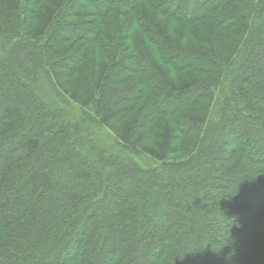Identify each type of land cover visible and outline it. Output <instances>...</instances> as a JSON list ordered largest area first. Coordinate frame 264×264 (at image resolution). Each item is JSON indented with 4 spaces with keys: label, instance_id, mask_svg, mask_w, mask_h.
<instances>
[{
    "label": "trees",
    "instance_id": "1",
    "mask_svg": "<svg viewBox=\"0 0 264 264\" xmlns=\"http://www.w3.org/2000/svg\"><path fill=\"white\" fill-rule=\"evenodd\" d=\"M0 42V264H264V0H0Z\"/></svg>",
    "mask_w": 264,
    "mask_h": 264
},
{
    "label": "rangeland",
    "instance_id": "2",
    "mask_svg": "<svg viewBox=\"0 0 264 264\" xmlns=\"http://www.w3.org/2000/svg\"><path fill=\"white\" fill-rule=\"evenodd\" d=\"M94 9L96 10L97 9V5H94ZM198 31H199V33L200 34H205V28H204V25L203 26H200V27H198ZM66 35H68V33H66ZM101 39L102 40H104V41H106V40H108L105 36H101ZM196 46H198V47H200V48H205L206 47V45H201V46H199V45H196ZM155 47H156V50H158V47H157V45H155ZM3 48V49H2ZM0 50H2L3 51V53H4V44L2 43V42H0ZM96 56L94 55V59L95 60H101V61H105L106 60V57H105V53L102 51V50H97L96 49ZM93 60V59H92ZM91 61H87V63H86V68H87V70H89V63H90ZM189 69L190 70H192L193 69V67L192 66H190L189 67ZM173 75H174V73H173ZM209 75H211V74H209ZM205 77H208L207 76V74H205V73H201V78H205ZM41 85H42V91L45 93V95L47 96V97H49L51 100L52 99H55L54 101H55V103L54 104H56L57 106H61L62 107V109H63V111H65L66 110V120L68 121L69 119H71L70 117H72V119H74V121H76V120H79V122L78 123H80L81 124V122L83 123L84 122V124H86V122L83 120V118H81V115H80V108L78 107V106H76V105H74L73 103H71L70 101H67L66 100V102H65V98H58L57 96H55V94L53 93V91L49 88V85L47 84V82H45V81H43V82H41ZM223 85V83L221 84V86ZM216 103H218V98L216 99V101H215V105H214V107H213V109H215L216 108ZM202 105H203V102H200L199 103V106L198 105H195V106H188V107H185V108H182V110L184 111H195V110H197L198 108L200 109L201 107H202ZM69 117V118H68ZM71 119V120H72ZM73 121V120H72ZM73 121V122H74ZM73 128V130L75 131V130H77V131H82V129L83 128H81V127H79V126H75V125H71ZM83 130H85V131H90V133L92 134V138L95 140V141H97L98 143H103V144H105L104 142H105V139L108 141V142H111V141H113L114 140V134L112 133V131H110V130H108V129H105V128H103V127H100V126H93V125H90V127L89 126H87V128H84ZM86 132V133H87ZM87 134H89V132L87 133ZM194 134V132H191L188 136H184V137H182V139H181V148L184 150V148L186 147V145L188 144V142H189V140H190V138H191V136ZM89 137H90V135H89ZM126 152V154H128L130 157H132L135 161H137L141 166H144V165H146V164H149V163H152V161L151 160H149L147 157H145L144 155H136L133 151H125ZM186 152H179V153H177V154H175V155H173V156H171L170 158H169V161H173V160H180V159H184V158H186ZM108 235L110 236L111 235V233L108 231ZM124 233H128V230L127 229H124ZM123 234V233H122ZM122 234H120L119 236H121ZM125 234H123V236H124Z\"/></svg>",
    "mask_w": 264,
    "mask_h": 264
}]
</instances>
